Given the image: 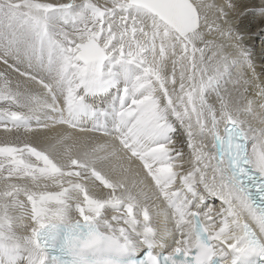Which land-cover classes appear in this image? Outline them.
Listing matches in <instances>:
<instances>
[{
	"label": "snow or ice",
	"instance_id": "snow-or-ice-1",
	"mask_svg": "<svg viewBox=\"0 0 264 264\" xmlns=\"http://www.w3.org/2000/svg\"><path fill=\"white\" fill-rule=\"evenodd\" d=\"M254 20L264 0H0V264H264Z\"/></svg>",
	"mask_w": 264,
	"mask_h": 264
},
{
	"label": "bare ground",
	"instance_id": "bare-ground-1",
	"mask_svg": "<svg viewBox=\"0 0 264 264\" xmlns=\"http://www.w3.org/2000/svg\"><path fill=\"white\" fill-rule=\"evenodd\" d=\"M259 27L258 20L253 21V26H252V43L254 44L255 47V59L257 62V66L261 65V63H264V51H262V48H264V36H259L256 35L257 29ZM18 134L13 132V133H5L3 129H0V139L1 141H4L5 139L8 140H15ZM21 138H24V134L21 132L19 134Z\"/></svg>",
	"mask_w": 264,
	"mask_h": 264
},
{
	"label": "rangeland",
	"instance_id": "rangeland-1",
	"mask_svg": "<svg viewBox=\"0 0 264 264\" xmlns=\"http://www.w3.org/2000/svg\"><path fill=\"white\" fill-rule=\"evenodd\" d=\"M15 137H16V136H15ZM0 138H1V137H0ZM21 139H23V138H21ZM1 140H2V139H0V142H2Z\"/></svg>",
	"mask_w": 264,
	"mask_h": 264
}]
</instances>
